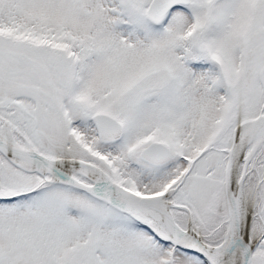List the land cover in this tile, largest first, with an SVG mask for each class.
I'll return each instance as SVG.
<instances>
[{"label": "snow or ice", "instance_id": "snow-or-ice-1", "mask_svg": "<svg viewBox=\"0 0 264 264\" xmlns=\"http://www.w3.org/2000/svg\"><path fill=\"white\" fill-rule=\"evenodd\" d=\"M0 264H264V0H0Z\"/></svg>", "mask_w": 264, "mask_h": 264}]
</instances>
